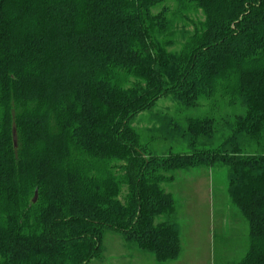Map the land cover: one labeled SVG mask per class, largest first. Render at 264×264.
Segmentation results:
<instances>
[{"label": "trees", "instance_id": "obj_1", "mask_svg": "<svg viewBox=\"0 0 264 264\" xmlns=\"http://www.w3.org/2000/svg\"><path fill=\"white\" fill-rule=\"evenodd\" d=\"M217 166L264 264V0H0V264H90L108 232L175 261L165 185Z\"/></svg>", "mask_w": 264, "mask_h": 264}, {"label": "rangeland", "instance_id": "obj_2", "mask_svg": "<svg viewBox=\"0 0 264 264\" xmlns=\"http://www.w3.org/2000/svg\"><path fill=\"white\" fill-rule=\"evenodd\" d=\"M154 11L158 12L159 8ZM176 106L173 99L164 97L151 111L135 119L134 126L144 131L143 144L148 139L145 131L155 129L162 115L173 116ZM202 111H185L177 119L184 120ZM149 146L157 152L167 149L162 144ZM180 148L176 147L173 151L178 152ZM227 183L225 168L217 166L212 169L181 170L176 173L173 183L165 185L166 191L172 193L177 202L176 218L182 250L178 259L164 264H236L244 256L248 246V223L230 203ZM90 264L161 263L151 252L135 248L118 233L108 232L103 240L100 258Z\"/></svg>", "mask_w": 264, "mask_h": 264}, {"label": "water", "instance_id": "obj_3", "mask_svg": "<svg viewBox=\"0 0 264 264\" xmlns=\"http://www.w3.org/2000/svg\"><path fill=\"white\" fill-rule=\"evenodd\" d=\"M37 200V193H36V196H35V199H34V202Z\"/></svg>", "mask_w": 264, "mask_h": 264}]
</instances>
